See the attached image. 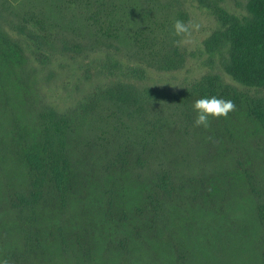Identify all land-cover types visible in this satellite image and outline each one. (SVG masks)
Segmentation results:
<instances>
[{
    "label": "trees",
    "instance_id": "16d2710c",
    "mask_svg": "<svg viewBox=\"0 0 264 264\" xmlns=\"http://www.w3.org/2000/svg\"><path fill=\"white\" fill-rule=\"evenodd\" d=\"M197 1L217 22L215 30L202 41V49L209 55L208 63L213 65L219 58L225 73L239 87L212 73L177 91L142 84L148 78V68L174 71L186 61L183 51L174 44L179 38L165 30V23L158 16L164 6L150 5L152 0H40V6L35 0H0V112L16 121V126L7 129L2 126L4 115L0 113V180H11L7 168L14 160L21 162L27 176L18 183L21 184L18 190L0 195V224L4 216L13 217L23 234L22 246H14L5 254L9 264H47L46 261H51L48 252L56 244L61 246L68 264H108L107 253L112 251L128 259L129 247L138 241L147 243L142 234L151 236L167 220V209L175 204L178 196L184 198L190 190L193 198H199L198 189L204 187L200 182L205 179L203 175L198 179L200 174L195 167L202 165V171L206 167L212 169L218 156H231L227 144L236 147L235 140L245 133L243 126L239 128L240 118L264 132V0H247L244 15L228 12L223 6L225 0ZM66 27L74 40L79 34L76 32H87L84 42H89L90 50L103 48L111 75L122 70L125 79L135 78L138 84L131 83L132 80H111L88 103L80 105L82 110L78 111L62 112L41 98L39 102L44 104L33 114L36 98L45 85L42 88L30 85L38 83L39 78L45 84V72L53 71L50 67L53 56L57 58L71 51L61 43L67 42V36L60 34L66 32ZM52 29L59 32L53 45L61 47L44 46V39L48 43L53 40L54 34L49 32ZM38 30L44 31L45 36ZM30 41L42 50H32ZM116 42L124 45L127 55L137 65L124 67L115 58V54L124 51ZM73 47L74 53L84 51L88 55L90 52L87 46L83 50L78 43ZM13 75L28 89L23 95L31 98L27 107L19 104L9 114L4 108L17 105L19 92L9 94L4 81ZM211 96L234 101L236 110L227 118H210L208 128L194 127V101ZM100 102L104 108L108 105L107 113L98 110ZM102 115L107 116L106 120ZM91 116L101 126L92 122L91 128H80L78 120L86 121ZM25 120L35 124L34 134ZM102 123L106 124L105 128ZM199 135L204 142L209 139L204 150L198 148ZM216 142L225 147L217 151ZM82 143L81 148L93 167L83 172L100 173L95 178L99 188L93 191L102 194V206L107 209L105 219L115 226L104 252L99 250L95 230L88 223L90 229L85 224L71 222L76 218L73 203L79 201L77 193L84 185L76 163V152ZM235 153L234 150L233 156ZM235 163L240 164L236 174L250 186L253 213L264 230V190L256 183L257 176L248 174L254 170L253 163L240 158ZM131 177L143 187L145 201L132 210L134 218L126 200L129 188L126 179ZM204 202L215 205L212 198ZM56 206L69 208L74 218L68 224L49 221ZM219 209L223 211L224 204ZM181 210L180 205L176 206V211ZM123 223L130 227L125 229ZM260 239L264 243V233ZM97 258H102L101 262Z\"/></svg>",
    "mask_w": 264,
    "mask_h": 264
},
{
    "label": "rangeland",
    "instance_id": "374dc122",
    "mask_svg": "<svg viewBox=\"0 0 264 264\" xmlns=\"http://www.w3.org/2000/svg\"><path fill=\"white\" fill-rule=\"evenodd\" d=\"M246 2L247 0H225L223 6L228 12L244 15L247 13L245 9ZM35 3L39 6L41 5L40 0H35ZM152 4L164 6V11L160 12L158 16L164 21L165 30L168 32H172L175 19L192 20L200 23L201 28L199 31L193 32L189 42L179 46L186 57L182 68L174 71L148 68V78L143 80L142 84L155 89L177 91L196 79L212 73L220 75L225 82L227 81V83L239 87L225 73L219 58L214 60L213 65L208 63L209 55L202 49V41L215 30L217 22L215 17L199 4V1L158 0L155 2L152 0L150 5ZM39 6L35 7V9L39 8ZM101 14L104 15L105 12L102 11ZM64 29L66 32H60V34L64 38L67 36V42L61 43L62 46L71 48V51L69 54H59L57 58L53 56L50 62V67L53 71L45 72V84L39 78L37 80L38 83L30 85L31 87L41 88L45 85L44 91H40L42 94L36 98V101L34 100L37 107H35L36 110H34L33 114H36L44 104L42 101L39 102L41 98L51 102L52 107H56L62 112H65V110L78 111L79 109L82 110L79 107L80 105L83 106L85 101L88 103L91 100L89 98L100 87L107 86L111 80L124 82H127L125 80H132L130 81L131 83L138 84V80L135 78L125 79L122 70H116V75H111L109 70H107L109 64L106 66V53L102 52L103 48L97 47V51H93L89 48V42H84V36L88 35L87 32H76L79 33L76 37L77 41L74 40L69 27ZM49 32L54 34L53 40L51 43H48L44 39V46L48 48L61 47L57 44L53 45L54 38H56L55 35L59 32L55 29ZM38 33L45 36L44 31L38 30ZM30 42L33 46L32 50L33 48H38L37 50L41 49L33 41ZM76 43L79 46H83V50L87 46L89 48L88 51H90L88 55L84 51L74 53L72 50H74L73 45H76ZM115 44L124 50V45H120L118 42ZM127 52V50H124L123 53H117L115 54V58L124 67L129 64L137 65L138 62L131 59L127 55ZM5 79L4 87L7 88L9 94L14 95L15 92L19 93L16 94L17 105L14 103V106L9 109L6 110L4 108V112L8 111L10 114V109L15 111L21 104L27 107L30 102L29 98L31 97L26 94L23 95L24 91H28L26 86H24L25 84L18 81L14 75L8 78L5 77ZM6 106H8L7 100L4 98V107ZM99 106L98 110L101 113L108 112V105H105L104 108L103 103L100 102ZM0 113L4 115L2 126L11 129L12 125L16 124V121L7 114ZM101 118L106 120L107 116L102 115ZM25 122L28 121L25 120ZM92 122H96L101 126V122L97 121L93 116L86 121L83 118L78 120L80 128L84 129L91 128ZM22 123L24 122L22 121ZM28 123V127L32 129V133L34 134L35 129L33 128H36L35 124L32 122ZM239 123V128L243 126L245 133L235 140L236 147L227 144L231 148V156L226 158L218 156L217 162L213 161L211 165L212 169L206 167L202 171V165L195 167V171L200 176L197 173H194V175H197L198 179L203 175L205 179L204 182H200V186L204 185V187H197V189L199 188V198H193L194 194L190 195L189 193H192L190 190L184 198L178 196L175 204L167 209V220L152 231L151 236H148L146 232L142 234L143 241L147 243H140L138 241L137 244L129 247L131 255L126 260L115 251L108 252V264H263L264 243H262L260 238L264 230L253 213L254 200L250 186L246 185L245 179L236 174V167H239L240 164L235 162L240 158L247 161L248 164L253 163L254 170H250L248 174L253 177L254 175L257 176L255 181L259 185V188L264 190V132L243 123L242 118L239 119ZM102 125V128L106 127L105 123H102ZM200 138L199 135L198 148L201 147L204 150L207 144H209V139L204 142ZM82 146H84L83 143L80 145V148ZM221 146H224L223 143L216 142L215 149L218 151V148ZM80 148L76 152V163L78 170L82 173L84 185L79 188L77 193L79 201L73 203V212L75 211L76 218L73 219L74 217L70 215L69 208L56 206L54 215L48 220L68 224L73 219L71 222H75L78 225L85 224L86 229H90V225L92 230H95V238L97 239L99 250L104 252L103 249L107 247L106 242L109 240L115 226L105 219V211L107 209L105 210V207L102 206V194L93 191V189L98 190L99 188L95 178L100 173L90 172L89 175H86L87 173L84 174L83 171H87L88 168L91 171L93 167L89 158H87L88 155L84 148ZM234 150L236 156H233ZM220 153L224 155L223 151H220ZM209 162L211 164L212 161ZM7 170L11 174L9 176L11 180H0V195L2 197L4 192L10 195L13 191L18 190L21 187V184L18 183L27 179L26 171L23 169L20 161L16 163L14 160L12 166L7 168ZM130 179H126L129 187L126 192V200L128 201V206L131 208V217H133L132 210L134 207L145 204V201L141 193L143 187L134 181L132 177ZM4 181L9 182L4 183ZM103 183L107 184V181L103 180ZM106 186L108 187L109 185ZM205 191L207 194H204ZM207 198L215 200V205L211 206L210 202H204ZM223 204L224 210L220 211L219 208ZM179 205L183 210L176 211V206ZM112 213H115V211L113 210ZM6 218L4 216V222L0 224V261L5 259L6 252L11 250L12 247L22 246L23 243L20 225L17 227L13 217ZM123 226L125 229L130 227L128 223H123ZM46 233L49 235L48 231ZM60 248L59 244L50 248L48 255H51V261H46L47 264H68ZM101 260L102 258H97V262H101Z\"/></svg>",
    "mask_w": 264,
    "mask_h": 264
},
{
    "label": "clouds",
    "instance_id": "9594fccd",
    "mask_svg": "<svg viewBox=\"0 0 264 264\" xmlns=\"http://www.w3.org/2000/svg\"><path fill=\"white\" fill-rule=\"evenodd\" d=\"M201 24L192 20L184 21L175 19L172 26V35L179 39L174 40L176 46H181L189 42L193 32L199 31ZM193 110L196 118L193 122L194 127L208 128L210 126V118L219 119L227 118L230 112L236 110V104L230 99L217 98L216 96L202 97L194 101ZM0 264H9L7 259L0 261Z\"/></svg>",
    "mask_w": 264,
    "mask_h": 264
}]
</instances>
